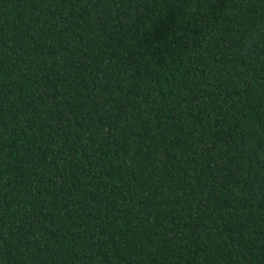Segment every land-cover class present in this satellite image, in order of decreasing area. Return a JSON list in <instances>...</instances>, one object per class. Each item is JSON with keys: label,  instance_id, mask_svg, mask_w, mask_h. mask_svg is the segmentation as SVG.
<instances>
[{"label": "trees", "instance_id": "1", "mask_svg": "<svg viewBox=\"0 0 264 264\" xmlns=\"http://www.w3.org/2000/svg\"><path fill=\"white\" fill-rule=\"evenodd\" d=\"M0 264H264V0H0Z\"/></svg>", "mask_w": 264, "mask_h": 264}]
</instances>
